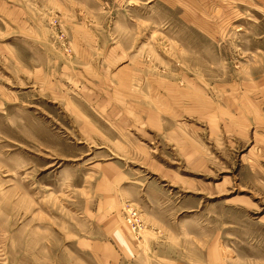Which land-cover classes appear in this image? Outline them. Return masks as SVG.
<instances>
[{
  "label": "rangeland",
  "instance_id": "374dc122",
  "mask_svg": "<svg viewBox=\"0 0 264 264\" xmlns=\"http://www.w3.org/2000/svg\"><path fill=\"white\" fill-rule=\"evenodd\" d=\"M0 264H264V0H0Z\"/></svg>",
  "mask_w": 264,
  "mask_h": 264
}]
</instances>
